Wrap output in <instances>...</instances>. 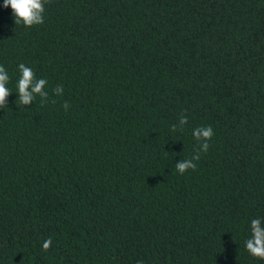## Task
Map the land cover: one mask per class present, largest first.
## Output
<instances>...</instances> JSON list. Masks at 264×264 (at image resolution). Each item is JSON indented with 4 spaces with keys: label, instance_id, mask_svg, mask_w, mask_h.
I'll list each match as a JSON object with an SVG mask.
<instances>
[{
    "label": "trees",
    "instance_id": "trees-1",
    "mask_svg": "<svg viewBox=\"0 0 264 264\" xmlns=\"http://www.w3.org/2000/svg\"><path fill=\"white\" fill-rule=\"evenodd\" d=\"M3 2L0 264H264V0H50L30 28Z\"/></svg>",
    "mask_w": 264,
    "mask_h": 264
},
{
    "label": "clouds",
    "instance_id": "clouds-1",
    "mask_svg": "<svg viewBox=\"0 0 264 264\" xmlns=\"http://www.w3.org/2000/svg\"><path fill=\"white\" fill-rule=\"evenodd\" d=\"M50 0H4L3 6L10 7L14 17L15 25L23 24L25 27H33L42 25L44 23L45 6ZM20 78L17 83L18 100L20 105L30 106L35 101L36 97L41 98L43 103L48 99V92L45 90L47 80L44 78H37L35 72L31 67L26 66L24 63L18 65ZM10 77L6 68L0 65V109H5L8 103L9 96L13 93L8 88ZM55 95L60 96L63 94V86L58 85L53 89ZM55 102V101H53ZM67 111L70 105L65 102L63 105ZM188 122L187 116L182 115L179 120V126L173 125L172 131L183 130V126ZM195 140L199 143V149L191 159H181L175 164V169L180 175L185 174L188 170H195L197 164L195 163L200 159V153H206L210 147L209 141L214 136V130L211 126L198 127L192 133ZM251 236L245 241V247L248 253L260 260H264V221L261 218H254L250 224ZM52 244L51 238L43 242L42 248L47 251ZM143 264V261L138 262Z\"/></svg>",
    "mask_w": 264,
    "mask_h": 264
}]
</instances>
